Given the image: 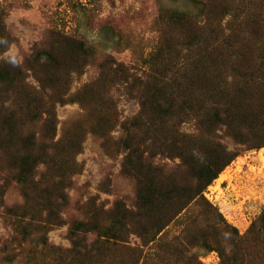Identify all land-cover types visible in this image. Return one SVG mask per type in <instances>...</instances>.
<instances>
[{"label":"trees","instance_id":"1","mask_svg":"<svg viewBox=\"0 0 264 264\" xmlns=\"http://www.w3.org/2000/svg\"><path fill=\"white\" fill-rule=\"evenodd\" d=\"M198 1L205 4L203 26L185 15L175 16L188 27L190 40H205L204 29H212L211 45L197 51L194 63L177 73L165 61L152 63L142 75L129 74L122 64L111 71L138 91L139 111L121 124L119 140L124 153L122 173L133 190L115 199L107 210L74 219L69 229L71 248L48 245L43 235L40 253L54 256L49 264H204L199 250L216 252L218 264H264V211L241 235L205 196L242 153L264 148V57L254 64L241 42L235 49L237 64L232 63L235 54L230 48L234 47H227L231 36L222 29L231 9L229 0ZM240 28L262 32L261 12L246 17ZM56 36L61 40L41 52L53 71L39 81V91L7 77V72L0 73L2 93L14 88L19 101L12 109L6 107L4 96L0 98V156L11 158L9 172L24 200L23 207L19 206L22 210L17 211L15 205L7 212L15 219L14 225L41 230L65 224L63 208L69 197L64 182L73 173L86 132L79 123L66 138L57 140L54 104L62 99L54 98L68 92L70 73L81 70V57L88 54L84 42ZM65 63L68 71L63 81L60 70ZM227 70L233 72L232 79L223 75ZM100 81L86 85L74 97L89 109L93 106L98 122L92 132L103 138L115 127L116 109L113 99L98 86L105 84ZM45 89L55 91L54 96ZM32 122L42 124L38 138L25 130ZM188 123H194L193 132L181 129ZM219 134L232 148L220 142ZM38 143L41 154L34 153ZM17 144L22 146L18 149ZM155 148L156 155L152 153ZM157 156L161 159L156 161ZM41 166L50 178L38 192L40 187L33 185ZM30 201L42 208L25 223ZM173 229L177 230L174 234Z\"/></svg>","mask_w":264,"mask_h":264},{"label":"rangeland","instance_id":"2","mask_svg":"<svg viewBox=\"0 0 264 264\" xmlns=\"http://www.w3.org/2000/svg\"><path fill=\"white\" fill-rule=\"evenodd\" d=\"M229 3L230 13L224 17L222 25L225 35L231 36L227 47L233 46L230 50L235 54L239 47L236 44L242 42V49L248 51L254 64L258 65L264 57V30L255 34L253 28L240 26L246 17L259 11L264 20V0H229ZM204 5L198 0H0V73L7 72V77L22 81V84L24 81L31 90L37 88L39 91V81L53 71L46 57L41 58V52L61 40L57 39L58 34L84 42L88 54V57H81V70L70 73L68 92L54 98L56 101L62 99L61 103L54 104L57 140L66 138V133L79 123L86 131L73 173L64 182L69 197L63 208L65 224L48 225L44 230L14 225L15 219L9 216L8 208L18 205L16 210L20 211L24 200L21 187L13 180L14 174L9 172L11 158L2 154L0 264H49L54 256L40 253L43 235L48 245L71 248L69 229L74 219L86 218L102 208L107 210L119 196L131 194L133 186L122 173L124 153L119 140L123 136L121 124L139 111L138 91L131 83L123 82L125 78L121 75L115 76L111 71L122 64L129 74L142 75L152 63L165 61L174 65L177 73L178 69L194 63L197 51L211 45L212 29H204L205 40H190L188 27L175 16L185 15L203 26L206 22ZM13 57L15 64L11 62ZM237 59L238 53L232 63L237 64ZM61 67H64L60 70L64 81L68 71L66 63ZM223 75L232 79L234 74L227 70ZM99 80L105 84L98 86L106 97L113 99L116 109L115 127L103 138L92 132L97 129L93 126L98 122L97 112L91 111L93 106L89 109L74 97L86 85ZM22 84L18 82L19 86ZM2 88L0 85V98L4 96L6 107L16 108L19 103L16 89L3 94ZM44 92L50 96L55 94L49 89ZM193 125L188 123L181 129L193 132ZM25 127V130L35 132L37 138L41 134L42 124L38 122L27 123ZM219 136L222 137L220 142L232 148L224 135ZM39 146L40 143L34 153L41 154ZM152 153L156 155L158 150L155 148ZM160 159V156L156 157V161ZM37 174L33 186L40 187L37 188L39 192L44 190V183L50 176L42 166ZM42 175H45L43 179L40 178ZM39 182H42L40 186L37 185ZM205 196L219 208L227 222L244 235L264 211V148L242 153L207 189ZM41 208L30 201L25 223L38 216L37 210ZM176 231L173 229L172 234ZM198 252L204 264L219 263L216 252Z\"/></svg>","mask_w":264,"mask_h":264},{"label":"clouds","instance_id":"3","mask_svg":"<svg viewBox=\"0 0 264 264\" xmlns=\"http://www.w3.org/2000/svg\"><path fill=\"white\" fill-rule=\"evenodd\" d=\"M13 64H15L16 63V60H15V58L13 57L12 58V61H11Z\"/></svg>","mask_w":264,"mask_h":264}]
</instances>
